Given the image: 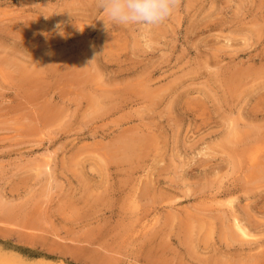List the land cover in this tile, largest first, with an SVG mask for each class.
<instances>
[{"label":"rangeland","instance_id":"374dc122","mask_svg":"<svg viewBox=\"0 0 264 264\" xmlns=\"http://www.w3.org/2000/svg\"><path fill=\"white\" fill-rule=\"evenodd\" d=\"M0 264H264V0H0Z\"/></svg>","mask_w":264,"mask_h":264},{"label":"clouds","instance_id":"9594fccd","mask_svg":"<svg viewBox=\"0 0 264 264\" xmlns=\"http://www.w3.org/2000/svg\"><path fill=\"white\" fill-rule=\"evenodd\" d=\"M180 3L181 0H95V7L114 25L159 26Z\"/></svg>","mask_w":264,"mask_h":264},{"label":"bare ground","instance_id":"6f19581e","mask_svg":"<svg viewBox=\"0 0 264 264\" xmlns=\"http://www.w3.org/2000/svg\"><path fill=\"white\" fill-rule=\"evenodd\" d=\"M231 204H233V203H231ZM240 223L238 224V220L235 221V225H236L235 229H237V232L239 233V235L242 236V237H251L252 234H250L251 232L248 231L249 229L247 230V228H244L243 225L241 226Z\"/></svg>","mask_w":264,"mask_h":264}]
</instances>
